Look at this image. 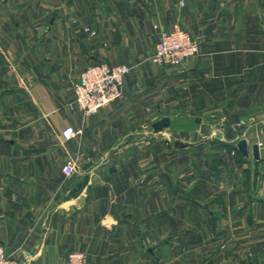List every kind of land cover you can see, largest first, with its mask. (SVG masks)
Here are the masks:
<instances>
[{
	"label": "crops",
	"instance_id": "1",
	"mask_svg": "<svg viewBox=\"0 0 264 264\" xmlns=\"http://www.w3.org/2000/svg\"><path fill=\"white\" fill-rule=\"evenodd\" d=\"M176 25L201 50L159 65ZM103 61L131 67L123 94L85 115L73 86ZM0 243L22 264H264V0H3Z\"/></svg>",
	"mask_w": 264,
	"mask_h": 264
},
{
	"label": "built area",
	"instance_id": "2",
	"mask_svg": "<svg viewBox=\"0 0 264 264\" xmlns=\"http://www.w3.org/2000/svg\"><path fill=\"white\" fill-rule=\"evenodd\" d=\"M2 1L0 0V4ZM200 50V41L189 31L176 25L171 30H161L151 59L162 66H176L198 54ZM130 69L131 67L125 63L110 64L105 61L89 65L74 83L73 105L85 115L94 114L109 105L122 96L124 77ZM80 132L81 130L68 125L63 129L62 135L66 140H70ZM62 169L68 175L74 173L75 161L67 160ZM0 264L22 263L9 254L0 243ZM67 264H90V262L86 252L74 250L68 254Z\"/></svg>",
	"mask_w": 264,
	"mask_h": 264
},
{
	"label": "water",
	"instance_id": "3",
	"mask_svg": "<svg viewBox=\"0 0 264 264\" xmlns=\"http://www.w3.org/2000/svg\"><path fill=\"white\" fill-rule=\"evenodd\" d=\"M170 124V118H168L167 116H164L156 121H154L152 123V127L155 131H159L162 130L163 128L169 126ZM237 147L239 149V151L241 152V154L243 155H248L249 154V150H248V140L245 137H242L238 140L237 142ZM259 145L258 143L253 144V154L255 158H259ZM113 168H115V166H113ZM89 176H85L83 181L80 182V184H78L75 187H72L69 190L68 196L67 198H71V197H78L79 195H82L85 188L87 187L88 183H89Z\"/></svg>",
	"mask_w": 264,
	"mask_h": 264
}]
</instances>
